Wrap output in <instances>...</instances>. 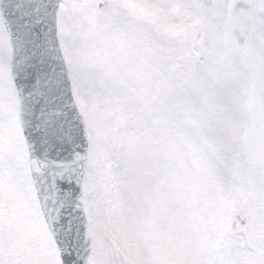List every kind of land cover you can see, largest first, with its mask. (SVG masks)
I'll return each mask as SVG.
<instances>
[{
  "label": "snow or ice",
  "instance_id": "6c2138e0",
  "mask_svg": "<svg viewBox=\"0 0 264 264\" xmlns=\"http://www.w3.org/2000/svg\"><path fill=\"white\" fill-rule=\"evenodd\" d=\"M0 264H264V0H0Z\"/></svg>",
  "mask_w": 264,
  "mask_h": 264
}]
</instances>
